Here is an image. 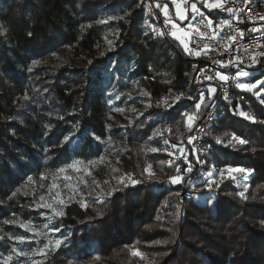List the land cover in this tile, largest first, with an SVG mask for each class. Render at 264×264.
Segmentation results:
<instances>
[{
	"label": "trees",
	"instance_id": "1",
	"mask_svg": "<svg viewBox=\"0 0 264 264\" xmlns=\"http://www.w3.org/2000/svg\"><path fill=\"white\" fill-rule=\"evenodd\" d=\"M143 1L0 0V257L20 237V223L37 220L32 209L49 177L74 160L98 157L91 138L104 134L106 108L92 79L95 67L79 64L117 33L105 59L133 61V76L151 105L138 122L118 130L124 138L116 145L119 166L102 201L64 205L55 225L67 231L66 240L36 264H264V104L256 98L264 100V84L254 91L234 88L233 102H222L205 128L203 154L186 142L187 160L174 161V138L186 129L185 138L192 136L217 93H203L201 102L202 92L188 89L195 55L156 25L143 31ZM190 2L205 11L203 0ZM107 15L115 19L100 24ZM192 16L188 12L187 21ZM59 49L71 57L67 65L26 72L28 62ZM178 95L194 98L162 106ZM159 125L168 128L155 135ZM213 166L209 189L205 179ZM226 166L252 170V201L239 199L231 181L219 182ZM178 175L182 182L172 183Z\"/></svg>",
	"mask_w": 264,
	"mask_h": 264
},
{
	"label": "rangeland",
	"instance_id": "2",
	"mask_svg": "<svg viewBox=\"0 0 264 264\" xmlns=\"http://www.w3.org/2000/svg\"><path fill=\"white\" fill-rule=\"evenodd\" d=\"M160 3H164L167 6V10L175 15V19L170 20V24L173 28L172 32L176 33L174 37L172 32L163 34L165 38H172L175 40L185 54L190 55L195 53L190 46V22L188 19V12L193 14L201 13L200 10L197 13H193L192 5L195 2L190 0H167L173 8V11L169 9L166 2L157 0ZM202 1V0H201ZM179 4L181 10L184 12L186 19H181L177 13L176 5ZM168 15V14H167ZM115 19L114 16L107 15L100 19V24L104 25L108 22H112ZM192 19V18H191ZM187 21V22H186ZM143 31L150 32L154 30V27L147 20L142 23ZM159 28V27H158ZM189 33L188 37H185L184 33ZM159 33H163L159 28ZM171 34V35H170ZM168 36V37H166ZM118 38L117 33H109L104 43L99 47L95 58L84 59L79 66L82 67H95L92 79L96 82V88L100 91L99 101L105 105L106 111L104 113V134L96 135L92 133L91 141L95 142V145H99L98 157L85 160H74L67 165L61 167L63 172H54L49 180L38 191L37 201L35 207L32 209L35 212L36 221H26L20 226V237L13 238V244L8 254H2L0 257V264H36L43 260L50 252L54 251L58 246L63 244L67 237V231L63 228H58L59 231H55V221L61 215H56L57 212L62 213V207L67 205L71 201L79 202L83 205H88L92 202H100L109 191L112 181L114 179L115 169L119 166V151L116 147L117 144L124 142L123 133L118 131L126 127L132 126L138 122L143 115L148 111L150 107V97L145 89L141 86L140 80L133 76L135 69L133 61H126L125 59H113L106 60L105 56L115 49V43ZM183 41V43H182ZM187 44L188 50L184 45ZM69 55V54H68ZM67 51L65 49H59L52 52L41 59H35L26 64V72H30L35 68L41 67H53L59 68L67 65ZM38 61V63H37ZM0 68V76H3ZM250 73V77H257L260 73L256 71H247ZM245 78V77H241ZM240 83H247L241 81ZM250 83V82H248ZM259 86V85H258ZM247 91V90H243ZM261 93V92H260ZM179 97V100H177ZM194 97L187 95H178L172 100L168 99L164 101L162 106L166 109L170 107L171 102H179L180 100H192ZM188 113V112H187ZM186 113V114H187ZM186 117V115H185ZM188 120V127L192 123V119ZM166 125H159L154 132L155 135L161 134L163 130H167ZM186 130L181 131L174 138L173 142L176 144L174 152H172L173 160L187 158V155H183L184 147L182 144L190 142V136L185 138ZM74 134V133H73ZM70 134L66 137V141H72L75 136ZM185 138V139H184ZM191 143V142H190ZM192 145V144H191ZM98 148V146H97ZM179 151V154L177 153ZM186 156V157H184ZM74 165V167H71ZM149 170L147 169V173ZM226 175H229L226 171ZM236 172L231 173L235 174ZM239 175L240 173H236ZM248 175L251 172L247 173ZM137 182V178L130 179ZM225 181L220 179L219 182ZM227 181V180H226ZM251 181V179L249 180ZM239 185L237 196L239 199H243L238 195L239 192H244L247 199L246 201H252L253 193L251 189V182ZM136 184V183H132ZM233 184V183H232ZM245 186L247 190L245 191ZM62 201V203H60ZM51 205V207H47ZM23 237V243L20 242V238ZM56 240H60L61 243L57 246ZM42 242V244H40ZM35 243L36 249H29L28 244ZM15 249V251H13ZM24 252L26 255H19V252ZM10 258V259H9Z\"/></svg>",
	"mask_w": 264,
	"mask_h": 264
},
{
	"label": "built area",
	"instance_id": "3",
	"mask_svg": "<svg viewBox=\"0 0 264 264\" xmlns=\"http://www.w3.org/2000/svg\"><path fill=\"white\" fill-rule=\"evenodd\" d=\"M203 2L205 5L206 3H221L223 8L209 9L205 6V11H200L201 13L188 20L191 25V49L194 53L196 51L200 52V56L195 55V61L192 65L194 76L188 89H198L200 92L206 93L209 88H214L217 93L216 101L207 111L202 125L191 136L192 148L198 156L203 154L201 143L205 128L217 119V108L222 102H233L231 92L237 87V84L241 81L248 83L252 80H264V55H260V53H264V19H260L261 16H264V0H248L247 4L244 3V0H203ZM157 4L160 7H157ZM143 6L151 24L159 27L163 34L172 32L173 28L170 20L175 19V15L169 11H167L168 15H165L163 11L164 3L157 0H144ZM229 8L234 11L225 10ZM201 16L205 18L203 21H201ZM208 19L212 20L211 27L204 26ZM197 28L200 32L206 34L203 38L197 35ZM253 28L261 30L253 32L251 31ZM240 33H243V35L241 36ZM227 36H235L236 39L235 41L227 40ZM226 45H231V47L225 50ZM253 57H255V60L252 59ZM229 60H234L239 67L237 68L232 64L225 67L222 63H219L227 64ZM250 70L260 74L257 77L250 78H241L238 75L239 71ZM217 74L227 75L228 79L221 80ZM209 76L213 79H207ZM240 91L245 92L241 89ZM225 97L227 98L225 99ZM256 98L264 104V100L258 94ZM222 115L223 112L220 116ZM186 117L192 116L187 113ZM177 153L179 154V151ZM184 160L187 159L184 158ZM203 176V173L199 175L200 178ZM231 176H234L235 179H232ZM231 176L224 175L221 179L231 181L233 186L239 189L241 183L245 184L250 180L251 174L240 172L239 175L232 174ZM244 177L247 178L244 179Z\"/></svg>",
	"mask_w": 264,
	"mask_h": 264
},
{
	"label": "snow or ice",
	"instance_id": "4",
	"mask_svg": "<svg viewBox=\"0 0 264 264\" xmlns=\"http://www.w3.org/2000/svg\"><path fill=\"white\" fill-rule=\"evenodd\" d=\"M173 2H175V0H173ZM244 3L247 4V3H248V0H244ZM205 6L208 7L209 9H221V8H223V4H221V3H206ZM157 7H160V5L157 4ZM191 7H192V11H193V13H197V12H199V9L196 7L195 4H193ZM176 9H177V13L180 15V18H181V19H186V16H185L184 12L181 10L179 4L176 5ZM225 10H226V11H234V10L231 9V8H229V9H225ZM163 11H164L165 15L167 16V11H168V10H167V6H164ZM204 19H205V18H204L203 16H201V21H203ZM260 19H264V16H261ZM211 25H212V20H211V19H208V20H207V23H206L204 26H205V27H211ZM260 30H261V29H259V28H253V29H251V31H253V32H258V31H260ZM160 34L163 35V33H160ZM172 35L175 37V36H176V33H175V32H172ZM184 35H185V37H188V36H189V33H188L187 31H185ZM197 35H198L199 37L203 38L206 34L203 33V32H200L199 29L197 28ZM240 35L242 36L243 33H240ZM210 38H211V37H210ZM226 39H227V40H231V41H235L236 37H235V36H227ZM182 43H183V41H182ZM184 47H185L186 50H188V46H187V44H185ZM228 47H231V45H226V46H225V50H227ZM245 51H247V49H245ZM195 55H196V56H200V52H199V51H196V52H195ZM260 55H264V53H260ZM252 59L255 60V57H253ZM37 63H38V61H37ZM214 63H217V62H214ZM219 63H222V65L225 66V67H226L228 64H232L233 66H235V67H237V68L239 67V65L236 64L234 60H229V61L227 62V64H224L223 62H219ZM241 63H242V61H241ZM217 75H219V79H221V80H227V79H228V76H227V75H220V74H217ZM238 75L241 76V77H249V76H250V73L247 72V71H239V72H238ZM207 79L211 80V79H213V77L209 76V77H207ZM260 84H264V80H256L255 82H250V83H238V84H237V87L240 88L241 90L254 91V90L258 87V85H260ZM260 91H261V92H264V88H262ZM209 92H210V93H214V92H215V89H214V88H209ZM257 94L259 95V93H257ZM226 98H227V97H225V99H226ZM202 99H203V93H201V102H202ZM177 100H179V97H177ZM195 107H196L197 109H199V108H200V104L197 103V104L195 105ZM240 114H241V115H244L245 118H249V117H247V115H246L245 113H243V112H241ZM184 115H187V114L184 113ZM188 119L191 120L192 117H189ZM253 119H254V118H253ZM190 142H191V138H190ZM240 143H246V141L240 140ZM152 151L155 152V151H157V149L153 148ZM197 160H199V157H197ZM71 167H74V165H72ZM226 169H227V172H228V174H229L230 176H231V173H233V172L249 173V172L252 171V170H250V169H244V168H232L231 166H226ZM187 170H188V171H191V167L189 166V167L187 168ZM59 171L63 172L64 169L61 168ZM177 171L179 172V168H177ZM214 171H215V166H213V169L210 170V171L207 173V177H206V179H205V185H206V187L209 188V189H211L212 186L215 184V181L212 179V177H213V172H214ZM217 175L222 177V176L224 175V169L219 170V172L217 173ZM231 178H232V179H235L234 176H231ZM246 178H247V177H244V179H246ZM170 180H171L172 183H179V182H182L183 177L178 175V176H175V177H170ZM132 183H136V181H132ZM216 186L218 187L219 185L217 184ZM246 190H247V186H245V191H246ZM238 195H239L240 197H242L243 199H247V197L244 195V192H243V191H242V192H239ZM60 203H62V201H60ZM47 207H51V205H47ZM61 214H62V213H60V212H57V213H56V215H61ZM20 226H21V227H25V225H23V224H21ZM54 230H55V231H59L58 228H56V229H54ZM23 241H24V238L21 237V238H20V242L23 243ZM55 243H56V245L58 246V245L61 243V241H60V240H56ZM13 251H15V249H14ZM18 254H19V255H26V253H24V252H22V251L19 252ZM134 254H135V255H139L138 252H137V253H134ZM9 259H10V258H9Z\"/></svg>",
	"mask_w": 264,
	"mask_h": 264
}]
</instances>
